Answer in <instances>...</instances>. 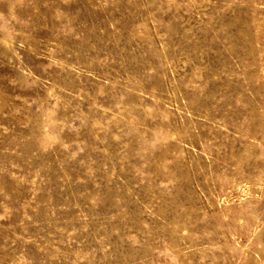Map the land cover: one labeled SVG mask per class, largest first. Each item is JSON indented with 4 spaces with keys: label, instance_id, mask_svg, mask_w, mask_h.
Instances as JSON below:
<instances>
[{
    "label": "rangeland",
    "instance_id": "1",
    "mask_svg": "<svg viewBox=\"0 0 264 264\" xmlns=\"http://www.w3.org/2000/svg\"><path fill=\"white\" fill-rule=\"evenodd\" d=\"M0 264H264V0H0Z\"/></svg>",
    "mask_w": 264,
    "mask_h": 264
}]
</instances>
